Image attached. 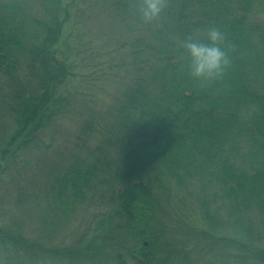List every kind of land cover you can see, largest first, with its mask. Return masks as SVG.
Instances as JSON below:
<instances>
[{"label": "trees", "instance_id": "obj_1", "mask_svg": "<svg viewBox=\"0 0 264 264\" xmlns=\"http://www.w3.org/2000/svg\"><path fill=\"white\" fill-rule=\"evenodd\" d=\"M137 3L106 0L129 52L105 104L109 73L97 95L70 85L76 0H0V264H264V0H168L151 24ZM212 25L232 67L200 87L179 42ZM65 119L90 138L70 162L51 150Z\"/></svg>", "mask_w": 264, "mask_h": 264}, {"label": "rangeland", "instance_id": "obj_2", "mask_svg": "<svg viewBox=\"0 0 264 264\" xmlns=\"http://www.w3.org/2000/svg\"><path fill=\"white\" fill-rule=\"evenodd\" d=\"M77 2V14L78 17L83 20V23L70 26L65 34L68 38L67 43L66 39L61 43L64 50L70 52L72 49L76 55L77 76L70 84L72 85V92L80 93V97L83 95H97V86L95 87L92 84H100L98 77H102L103 73H109V78L112 77V82L110 83L106 81L105 86H107L109 91H104L105 93L102 94V98L105 99V104H109V101H112V99L119 93L118 82H121V76H126L125 69H119L118 64L119 62H122L125 54L128 55V47L119 44L121 37L119 36V32L115 30V28H117V30L120 28L119 20L113 19L110 10L105 7L106 0H76V3ZM107 14L109 16L108 18ZM81 37L82 40H84L85 45L82 48H77L76 41L81 40ZM118 48H122L120 54L116 51ZM101 92H103V89ZM79 119L82 122L83 118ZM79 119H65L55 131H51L53 140L55 141V145L51 150L58 153V150H62L60 147H64V152L68 154L64 153L67 155V162H70V158L73 155L75 156L79 153L84 155L82 153V148L85 149L84 143L88 144L87 138L89 137L80 134V127L82 125L78 121ZM92 144L93 143H91V145ZM39 151V153L42 154L43 148L42 150L39 148ZM50 157L58 158L55 153L50 155ZM41 158L42 155H40V165ZM37 167L38 162L34 160L32 167L24 169V175L20 180V183L24 184L25 181L36 174ZM2 174L5 176V180L1 187L3 186L7 189L11 184L13 173L9 170H3ZM170 185L173 189H179L180 191L183 190V187L176 184L174 180L170 181ZM14 187L15 184H13V188ZM12 191H14V189H12ZM185 192L186 190L184 189L183 192L180 193L183 195ZM195 213L199 212L196 210ZM250 213L251 211L248 212V215ZM226 214L227 213L223 210L222 213H220V217H224L228 220ZM253 218L259 219V214L257 213L253 215ZM195 220H200V218H196ZM230 221L232 222V219H230ZM166 223L170 225L172 221L169 223V220L166 218L160 221V225L165 226ZM230 227L233 228L231 224ZM182 264H186V262L183 261Z\"/></svg>", "mask_w": 264, "mask_h": 264}, {"label": "clouds", "instance_id": "obj_3", "mask_svg": "<svg viewBox=\"0 0 264 264\" xmlns=\"http://www.w3.org/2000/svg\"><path fill=\"white\" fill-rule=\"evenodd\" d=\"M136 7L143 22L151 24L168 7V0H138ZM203 33V39L189 35L179 45L186 53L188 75L200 87H207L222 81L232 67L234 45L219 26H209Z\"/></svg>", "mask_w": 264, "mask_h": 264}, {"label": "water", "instance_id": "obj_4", "mask_svg": "<svg viewBox=\"0 0 264 264\" xmlns=\"http://www.w3.org/2000/svg\"><path fill=\"white\" fill-rule=\"evenodd\" d=\"M140 261H141V262H143V260H142V259H140Z\"/></svg>", "mask_w": 264, "mask_h": 264}]
</instances>
